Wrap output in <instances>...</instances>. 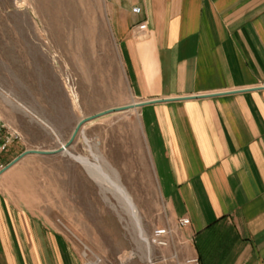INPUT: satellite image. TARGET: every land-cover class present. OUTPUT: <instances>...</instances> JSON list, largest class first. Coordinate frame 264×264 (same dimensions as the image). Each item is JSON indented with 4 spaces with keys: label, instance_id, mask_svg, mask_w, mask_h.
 <instances>
[{
    "label": "crops",
    "instance_id": "obj_1",
    "mask_svg": "<svg viewBox=\"0 0 264 264\" xmlns=\"http://www.w3.org/2000/svg\"><path fill=\"white\" fill-rule=\"evenodd\" d=\"M106 11L133 102H149L144 170L170 219H190L184 259L264 264V0H106ZM1 193L0 264H84L62 231L12 214Z\"/></svg>",
    "mask_w": 264,
    "mask_h": 264
},
{
    "label": "rangeland",
    "instance_id": "obj_2",
    "mask_svg": "<svg viewBox=\"0 0 264 264\" xmlns=\"http://www.w3.org/2000/svg\"><path fill=\"white\" fill-rule=\"evenodd\" d=\"M133 101L106 0H0V114L21 137L5 166L27 149L60 148L79 120ZM144 143L137 107L87 122L68 148L119 181L141 230L121 196L103 190L67 153L26 155L0 175L1 196L12 214L41 215L62 231L81 257L88 247L102 264L197 263L184 259V227L170 219L157 181L144 170ZM163 228L167 245L154 241Z\"/></svg>",
    "mask_w": 264,
    "mask_h": 264
},
{
    "label": "built area",
    "instance_id": "obj_3",
    "mask_svg": "<svg viewBox=\"0 0 264 264\" xmlns=\"http://www.w3.org/2000/svg\"><path fill=\"white\" fill-rule=\"evenodd\" d=\"M135 13L141 12V7L136 6L133 8ZM147 27L146 24L139 25L140 29H145ZM20 134L11 129L7 124L6 120L0 114V171L5 169L4 155L8 154L13 144L19 140ZM181 226H187L190 223V219L183 217L179 220ZM169 231L167 228L158 229L155 233L154 241L159 245H167L168 240L167 236ZM84 264H102L103 259L99 255L93 253L90 248L85 247L82 253ZM197 261V259H194Z\"/></svg>",
    "mask_w": 264,
    "mask_h": 264
},
{
    "label": "bare ground",
    "instance_id": "obj_4",
    "mask_svg": "<svg viewBox=\"0 0 264 264\" xmlns=\"http://www.w3.org/2000/svg\"><path fill=\"white\" fill-rule=\"evenodd\" d=\"M73 154V153H71ZM75 158L78 159L80 164L85 168L87 173L93 178V180L97 181L99 183V186L105 191H113L118 196H121L122 201L125 205H127L128 214H130V217L132 221L135 223L137 228L141 230L140 225V219L138 217V212L136 209V206L129 205L124 199L123 196H126L125 189L123 186L119 183V181L109 172L107 168H105L100 163H97L93 161L90 157L82 155V154H73ZM129 195V194H128ZM130 196V195H129ZM142 238L143 234L141 232ZM146 242L148 243V240L146 239Z\"/></svg>",
    "mask_w": 264,
    "mask_h": 264
},
{
    "label": "water",
    "instance_id": "obj_5",
    "mask_svg": "<svg viewBox=\"0 0 264 264\" xmlns=\"http://www.w3.org/2000/svg\"><path fill=\"white\" fill-rule=\"evenodd\" d=\"M147 103H149V102H137V103H131V104L124 105V106L112 107V108L106 109L104 111L95 113L93 115L87 116V117L79 120V122L77 123V125H76V127H75V129H74L69 141L64 143V144H62V146L60 148H56V149H27L24 152H22L20 155H18L16 158H14L10 163H8V165L5 167V169L0 171V175L3 174L6 170H8L10 167H12L14 164H16L18 161H20L22 158H24L26 155L33 154V153L43 154V155H52V154H57V153H67V154L71 155L72 157H74L73 154H71V152L68 150V148L73 144L74 140L78 136V134L81 131L82 127L87 122L92 121L94 119H97L99 117L105 116L107 114L117 112V111H124V110H128V109L141 107V106H143V105H145ZM75 159L78 161L77 158H75ZM125 192L127 193L126 190H125ZM123 199L129 205H133L134 206V202H133L131 196H129L128 194H126V196H123Z\"/></svg>",
    "mask_w": 264,
    "mask_h": 264
}]
</instances>
